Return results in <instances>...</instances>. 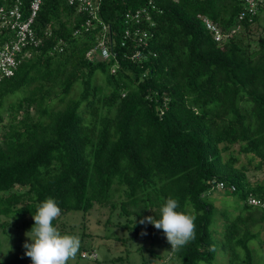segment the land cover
I'll use <instances>...</instances> for the list:
<instances>
[{"label": "trees", "instance_id": "16d2710c", "mask_svg": "<svg viewBox=\"0 0 264 264\" xmlns=\"http://www.w3.org/2000/svg\"><path fill=\"white\" fill-rule=\"evenodd\" d=\"M257 2L250 13L246 0H102L104 25L87 27L88 15L67 0H43L35 21L43 42L0 81V192L9 191L0 215H17L14 226L29 231L34 221L25 218L47 197L61 210L56 227L62 215L98 204L119 208L139 238L159 230L139 221L157 217L171 196L194 217L186 244L164 241L172 258L211 264L217 210L205 195L223 183L243 204L225 225L228 262L255 264L250 244L264 230V208L248 197L264 202V182L235 165L243 154L264 172V36L253 32L264 29V0ZM100 41L111 56L91 59ZM235 146L237 155L229 153Z\"/></svg>", "mask_w": 264, "mask_h": 264}, {"label": "rangeland", "instance_id": "374dc122", "mask_svg": "<svg viewBox=\"0 0 264 264\" xmlns=\"http://www.w3.org/2000/svg\"><path fill=\"white\" fill-rule=\"evenodd\" d=\"M256 37L264 36L262 27L253 31ZM94 59V57L89 56ZM99 81L102 80V72H98ZM76 87L75 89H77ZM17 95V94H16ZM16 97L11 96L7 102L15 101ZM239 147H233L230 152L237 155ZM229 153L224 154L225 158ZM257 159L252 162V165ZM241 165L249 166L247 176L249 180L255 181L264 177V172L254 171L253 166L246 155H239L236 167ZM24 188L16 187L13 192H21ZM9 191L0 192V197H5ZM207 198L214 204L217 210L215 220L211 225L213 237L218 241V251L211 264H229V256L224 251L223 233L228 220L239 214V209L243 204L239 195H229L227 192L215 188L211 193L206 194ZM227 212V219L222 214ZM17 215H0V260L2 264H31L29 257L24 255V242L27 240L25 233L27 230L14 226ZM25 220H32L26 217ZM8 222L9 225H2ZM127 219L120 215V209H112L110 206H100L95 204L90 212L83 211L69 212L61 216L57 229L62 234H72L79 238L80 245L74 257L69 258L66 264H179L174 260L168 246L165 245L167 239L163 231L158 230L154 234L146 232L142 237H134V231L126 227ZM264 227V225L262 224ZM261 236L258 241H252L250 246L254 252L255 264H263L262 251H264V230L261 229ZM262 248V249H261ZM86 252H95L97 260H89L82 257ZM200 264H208L201 262Z\"/></svg>", "mask_w": 264, "mask_h": 264}, {"label": "built area", "instance_id": "2783aa9c", "mask_svg": "<svg viewBox=\"0 0 264 264\" xmlns=\"http://www.w3.org/2000/svg\"><path fill=\"white\" fill-rule=\"evenodd\" d=\"M70 4L75 5L79 12L86 13L88 20L86 26L90 27L93 21L104 25L99 19L98 12L100 10L102 0H67ZM43 0H30L29 8L26 11L24 8V0H10L6 1L4 5H0V81L5 78L12 77L17 70L20 63L31 57L30 49L38 47L43 39L38 36L35 29V21L40 11ZM249 7V12L254 13L258 2L257 0H246ZM140 13L132 16L127 14L126 19L134 20L139 23ZM207 29L212 31L215 35L216 41L222 40L220 29L210 22L208 19L204 20ZM107 27L104 26V31ZM130 31L126 32L129 35ZM139 32H135V35ZM96 52L104 59L111 56V51L103 42H99L96 48L92 49L88 56L94 57ZM92 59V58H91ZM264 182V177L259 179ZM216 188L224 190L223 183H216ZM248 203L254 207H263L264 202L253 196L248 197ZM82 257L89 260H97V254L92 252L87 254L84 252Z\"/></svg>", "mask_w": 264, "mask_h": 264}, {"label": "clouds", "instance_id": "9594fccd", "mask_svg": "<svg viewBox=\"0 0 264 264\" xmlns=\"http://www.w3.org/2000/svg\"><path fill=\"white\" fill-rule=\"evenodd\" d=\"M179 207L178 199L170 196L160 205L157 217L147 216L139 223H147L162 230L170 246H183L194 237V217L179 211ZM60 212L53 197H47L36 205L32 213L34 223L25 233L27 240L23 244L24 255L30 258L31 264H66L77 253L79 238L62 234L53 224Z\"/></svg>", "mask_w": 264, "mask_h": 264}]
</instances>
